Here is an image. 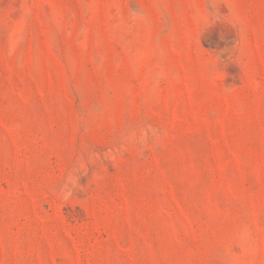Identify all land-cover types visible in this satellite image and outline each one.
I'll return each mask as SVG.
<instances>
[{
	"label": "rangeland",
	"instance_id": "rangeland-1",
	"mask_svg": "<svg viewBox=\"0 0 264 264\" xmlns=\"http://www.w3.org/2000/svg\"><path fill=\"white\" fill-rule=\"evenodd\" d=\"M0 264H264V0H0Z\"/></svg>",
	"mask_w": 264,
	"mask_h": 264
}]
</instances>
